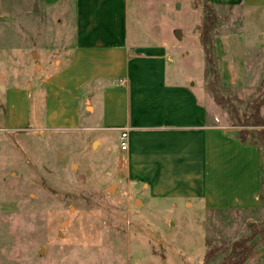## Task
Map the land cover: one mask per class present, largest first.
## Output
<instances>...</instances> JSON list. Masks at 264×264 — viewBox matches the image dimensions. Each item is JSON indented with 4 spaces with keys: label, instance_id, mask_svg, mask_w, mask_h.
Returning a JSON list of instances; mask_svg holds the SVG:
<instances>
[{
    "label": "rangeland",
    "instance_id": "374dc122",
    "mask_svg": "<svg viewBox=\"0 0 264 264\" xmlns=\"http://www.w3.org/2000/svg\"><path fill=\"white\" fill-rule=\"evenodd\" d=\"M70 2L50 7L45 0H0V99L71 45ZM216 16L213 39L234 37V55L238 50L245 61L246 86L222 93L241 118L264 77V12L237 7ZM202 21V0H127L129 44L170 41L171 49L187 55H172L168 78L190 74L196 89L202 84L213 101L198 47ZM225 107L214 115L233 134L264 132L233 127ZM260 115L264 120V106ZM94 122L83 130L0 131V264H202L205 239H238L247 235L246 223L264 217L261 201L252 212L222 213L149 199L142 186L127 184L120 174L119 139L114 134L106 141ZM98 135L102 144L91 138ZM256 147L264 198V147L259 140ZM246 264H264V248Z\"/></svg>",
    "mask_w": 264,
    "mask_h": 264
},
{
    "label": "crops",
    "instance_id": "0c3cea01",
    "mask_svg": "<svg viewBox=\"0 0 264 264\" xmlns=\"http://www.w3.org/2000/svg\"><path fill=\"white\" fill-rule=\"evenodd\" d=\"M60 1H71L72 43L52 63L29 72L26 84L6 88L0 131L83 130L89 129L83 124L97 120L106 141L127 130V149L118 150L116 166L126 183L142 186L149 199L198 211L257 210L259 149L241 144L220 125L214 115L218 107L202 84L196 89L190 74L180 71L183 79L168 78L172 55L187 54L171 49L170 41L131 46L127 0H45V5ZM202 1L216 11L264 12V0ZM213 42L221 86L244 88L245 61L233 50L239 43L224 34ZM198 47L202 51L200 41ZM91 138L102 144L101 136Z\"/></svg>",
    "mask_w": 264,
    "mask_h": 264
},
{
    "label": "trees",
    "instance_id": "16d2710c",
    "mask_svg": "<svg viewBox=\"0 0 264 264\" xmlns=\"http://www.w3.org/2000/svg\"><path fill=\"white\" fill-rule=\"evenodd\" d=\"M231 8L229 7L228 9ZM217 22L216 9L210 3L204 2L200 39L204 57L203 78L205 80V89L211 95L213 103L217 107L224 108L226 105L225 108L231 114L230 120L233 122V127L264 128V120L260 115V109L264 106V77L258 85L257 95L246 104L245 113L241 117L242 119L239 117L237 109L232 105L231 99L229 97H223L222 95L223 92L232 93L233 90L221 86L217 73L213 42ZM235 137L241 144H248L255 147L256 141L259 140L264 147V132L262 131L256 135L240 131L235 134ZM259 201L264 202V198L261 195ZM217 212L230 213L233 211L217 210ZM245 231L248 232L247 235L232 241L220 239L214 242L205 239V252L202 264H213L214 262L215 264H246L258 248H264V217L257 222H253L252 225L246 223Z\"/></svg>",
    "mask_w": 264,
    "mask_h": 264
},
{
    "label": "built area",
    "instance_id": "2783aa9c",
    "mask_svg": "<svg viewBox=\"0 0 264 264\" xmlns=\"http://www.w3.org/2000/svg\"><path fill=\"white\" fill-rule=\"evenodd\" d=\"M116 82V79L113 80ZM127 130H122L119 135V150L124 152L127 149Z\"/></svg>",
    "mask_w": 264,
    "mask_h": 264
},
{
    "label": "water",
    "instance_id": "95a60500",
    "mask_svg": "<svg viewBox=\"0 0 264 264\" xmlns=\"http://www.w3.org/2000/svg\"><path fill=\"white\" fill-rule=\"evenodd\" d=\"M218 22H219V20H218ZM95 144V143H94ZM92 146H94V145H92Z\"/></svg>",
    "mask_w": 264,
    "mask_h": 264
}]
</instances>
